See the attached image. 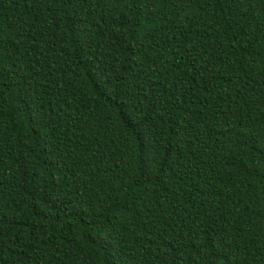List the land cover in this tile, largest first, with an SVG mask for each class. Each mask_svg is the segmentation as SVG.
<instances>
[{"label": "trees", "instance_id": "trees-1", "mask_svg": "<svg viewBox=\"0 0 264 264\" xmlns=\"http://www.w3.org/2000/svg\"><path fill=\"white\" fill-rule=\"evenodd\" d=\"M0 264H264V0H0Z\"/></svg>", "mask_w": 264, "mask_h": 264}]
</instances>
